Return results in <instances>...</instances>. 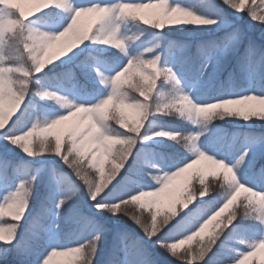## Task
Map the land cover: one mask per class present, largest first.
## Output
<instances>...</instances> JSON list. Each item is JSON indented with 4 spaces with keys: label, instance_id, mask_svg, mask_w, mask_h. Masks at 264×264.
Segmentation results:
<instances>
[{
    "label": "snow or ice",
    "instance_id": "obj_1",
    "mask_svg": "<svg viewBox=\"0 0 264 264\" xmlns=\"http://www.w3.org/2000/svg\"><path fill=\"white\" fill-rule=\"evenodd\" d=\"M247 2L248 0H245V4ZM245 4L242 6L240 0H220V3L218 4L212 3L211 5H206L205 7L211 8L213 11L211 14H205L203 11H197L191 7H186L181 3L169 2V0H115L113 3L88 2L80 5H77L74 0H52L51 6L46 9L56 8L67 13L68 22L58 32L44 31L31 25V18L43 12L45 9H39L34 12L31 17L27 16V19L24 20V26H26L29 39L35 36H39L46 40L55 37V40L59 42L63 41L64 37L58 36V33L64 32L65 29H68V32L70 33L72 28H69V24H72L73 26L79 24L81 9L92 7L107 8L109 11L106 16L102 19H97L96 17V25L91 31V35L89 34V30L81 29L80 36L82 37V42L72 41L73 43L65 48L67 53L65 54L64 51L62 58L69 56L73 50L77 48V43L82 45L84 42L90 40L93 43H99L105 46L111 45L113 48L118 49L123 55L128 57L127 63L111 76H105L99 71V69H94L97 76L100 78V84L110 89L109 93L104 98L100 99L98 102L83 105V107L78 108V110L72 111L71 115H61L63 116L62 120H56V118L52 119L56 120V122L50 124L48 133L64 122L69 121L74 117H78L81 112L85 111V109L91 108L94 105L100 104L101 101H104V103L97 109L96 113L86 118L87 123L82 122L73 127L67 133L63 151L60 135L55 136L54 142L49 140L48 136H46L43 141H40L39 138L33 139L29 129L33 128V126L38 128L40 127V124L38 122H33L30 126H25L21 123L24 116L27 114L28 107L30 106L29 97L38 94L37 92H33L32 83L46 69V66L42 63V71H29L25 80L18 82L15 77L23 74L26 69L21 66L19 63V57L14 54V50L11 49L8 44V36L16 30V25L8 24L6 21L0 20V87H2L0 95H2L6 101H12L13 97L16 96L22 95L23 97L21 103L16 108L14 115H12L11 119L3 128H0V133H4L6 130L10 129H16L15 134L6 133L4 139L14 147H18L22 150V152L28 157L43 155L45 151L58 157L60 161L72 171L77 179L81 180L85 186L89 188L90 199L94 202L93 207H95L97 211L106 210L111 214L114 212L117 214L119 212L116 211L114 206L119 205L123 208L124 202L128 201L133 196H137L139 199L145 197H158L161 193L165 192L173 180L186 173L200 161L205 160V157L201 155L202 152L207 156L212 155L207 154L198 146V140L204 135V132L184 134L180 131H169L163 128H157L151 123L154 116H167V112L175 110L183 104H199L204 111H208L205 106L227 101L228 103H225L224 106L231 107L233 102L240 103L243 101L244 97H264V92L258 94L256 91L244 92V90H240V93L242 94L225 95V93H219L214 98L197 102L192 98L190 93L184 91L183 81L179 74L174 71L172 67L165 66L162 63L161 53L157 52L155 55L149 56H145L143 53L139 56L129 55L126 41L120 35V25L118 22L130 19L129 15L121 12V6L129 5L132 6L133 9H143L155 5L163 10V16L165 18L177 14L188 18L174 21L176 24L198 25L196 27H212L219 25L221 21L224 20L223 13L225 9H231L235 13H242ZM251 4L252 6H249L246 12L249 20L251 22H264V14L261 12V10H264V0H259V3H257L256 0H251ZM0 7H2V4H0ZM14 11L17 17H23L25 15V11L22 8H15ZM73 17H75V19H73ZM9 19H11V17H9ZM132 19L134 20L135 17H132ZM140 19H143V17ZM144 24L151 25L150 27L157 31L164 30L163 21L161 20L155 22L144 20ZM105 26H109L110 30L106 32L105 37L101 40L97 38V32ZM67 35L68 33H65V36ZM240 36L241 33L239 30H234L226 37L223 44L210 43L201 47L199 54L204 61L200 66L201 77L206 76L215 70L217 57L222 54H227L229 47L239 42ZM109 38L117 41L119 46H114L113 43H110ZM54 45L56 44L54 43L51 45L50 49ZM160 47L161 45L157 43L152 48L145 49V52L150 54L154 49ZM15 51L21 52L24 51V48L21 47ZM47 56L48 52L44 54L42 60L46 61ZM60 59L61 58L58 60ZM48 64L52 65V61L48 62ZM241 67L242 71H244L251 80L264 79V50L257 49L256 46L250 42L245 51ZM117 73H120L121 75H117ZM124 74H127L129 78L132 76L139 77V81L134 85V90L139 93L138 96L130 95L123 89V84L126 82L122 79ZM160 77H163V79L160 80V84L157 86V79ZM36 82L39 83L38 80H36ZM163 82H169L171 84V89L162 98H158L159 93L157 90ZM21 87L26 90L21 92ZM46 90L50 91L48 89ZM44 91L45 88H41L39 93H43ZM141 97H143V99H141ZM157 99H159L161 103L156 106L157 110L153 111V105ZM114 100L120 107L124 104L135 103L144 107L148 112L147 119L144 121L143 127L139 130V134L135 131H128L126 127H121L119 116L113 115L109 117L106 109L109 104H113ZM70 107H75V105ZM101 113H105V115H101ZM84 120L85 118L81 119V121ZM112 121H115L120 127H114ZM121 128L126 130H120ZM25 133H28V138L22 146L17 138L23 137ZM155 133L162 134L156 135ZM182 136L187 141L183 149L194 155V158L191 159V161L184 160L177 162L171 166L170 170L159 168L154 162L153 155L143 147L149 142L160 138L170 140L177 144L176 141ZM129 138L134 140V144H132V146L126 151L125 146L128 144ZM258 142L259 141L256 138L249 140L244 151L235 159V162L231 164L226 163L224 159H217L212 156L217 161H222V164H218L214 169L222 170L224 166L229 167L236 173L240 184H243L245 187L254 191L264 193V168L258 173H254V175L258 177L257 183H250L248 177L241 172V168L246 167L251 169L253 167L257 155L253 152V148ZM118 154L122 158L126 157L123 169H125V165H127L130 158L132 159L135 155L136 166L130 170L132 174L125 176L123 179H118L122 173L120 171L113 180L114 182L112 181L106 187L98 190L96 187L97 178L89 175V169H94L93 173L99 172L102 174L104 171L103 157H111V162H115L114 158ZM98 156L100 159H98ZM186 165L187 167H185ZM133 174L136 176H149L154 183L146 185L138 179L134 180L132 179ZM212 175L217 176V172L213 171ZM35 181V176L20 180L15 189L8 191L3 200L0 201V210H2L3 213L0 214V218L4 217L7 212L13 221L12 223H9L7 220H0V227H3L9 233L7 241L0 240V243L11 244L16 239L21 222L28 210ZM110 193L112 194L111 200L106 201L105 197ZM141 193L146 195L141 196ZM208 193V185L205 183L202 184L200 191L192 193L190 202L196 197H199V199L191 208H188L187 211H184L176 219L170 218L163 224L158 223L155 228L144 226L140 223L138 218L133 217L131 220L138 225L142 231H144L149 240L156 237L155 242L159 244L160 247L164 248L171 257H175L176 260L180 261V264H197V262H199V264H208L207 257L210 254L215 255L219 248L226 247V244L221 239L222 237L225 240L235 239L238 243L245 245L247 249V251L236 252V255L231 259L230 264H247L250 258L256 256L258 245L264 243V224H261L258 220L256 221L259 224V231L261 233L259 239L240 238L235 235L236 221L241 220L238 218V215H235L236 212H232L227 217L223 229H221L218 234L210 236L206 245H201L198 253L193 254V250L191 249H185L182 253L177 251L180 245L190 242L196 237H200L201 234L208 229L209 225H212L213 222L216 221L217 218L220 217L239 196V193L233 195V193H235V188H233L227 194H221L223 202L220 203L217 201L216 203L219 206H215L212 201L204 199ZM50 198L55 200V214L58 218L64 206L73 199V194L66 193L57 197V193L54 190L50 194ZM17 208H19L22 213L19 216H16L14 212H10V210ZM257 210L259 211V209ZM34 223L39 226L38 220ZM58 226L59 225H57V227ZM215 227L218 228L220 225L217 224ZM34 235L38 237V231L35 232ZM99 239V235H95L91 240H86L84 243L77 244L73 247H68L63 250L50 249L44 258L40 260V264H48L51 258L50 254L75 256L78 258V264H81V262L82 264H93V257L95 256ZM127 248L129 253L136 257V264H150V261L144 255V248L140 241L130 240ZM6 253L7 249L0 250V256H6ZM219 264H229V262L221 260Z\"/></svg>",
    "mask_w": 264,
    "mask_h": 264
},
{
    "label": "rangeland",
    "instance_id": "obj_2",
    "mask_svg": "<svg viewBox=\"0 0 264 264\" xmlns=\"http://www.w3.org/2000/svg\"><path fill=\"white\" fill-rule=\"evenodd\" d=\"M19 1H22V9L25 11L28 17L32 16L33 10L35 8L39 6L41 8H45L50 4L48 0ZM74 2L77 5H80L88 2L113 3L115 2V0H74ZM169 2L181 3L186 7H191L197 11H203L205 14H211L213 10L205 6L215 3V0H196L198 8L193 5V1L169 0ZM128 11L131 13V15H129L130 20L119 21L118 23L120 25V35L126 41L129 55H132L133 53L134 42L137 43L142 38H140L136 34L131 36V26H135L134 23L137 19L143 17V20H149L153 22L161 20L163 21V28L165 27L172 30L174 29V26H187L176 24L174 23V21L184 20L188 18L183 17L179 14L165 18L163 16V10L155 5L150 8L130 9ZM232 14L237 19V23H240V18H242L241 15L236 13L234 14L233 12ZM132 17H135V19L133 20ZM67 22V13L61 10H59L58 14L54 15V17L50 15V17L34 16L31 18V25L33 27L49 32L60 31L67 24ZM233 23L235 22L233 21ZM79 24L81 29L89 30V34L91 35V31L95 28L96 25V17L94 15L83 16L80 18ZM219 25H221V23ZM223 25L226 27L232 26L229 25V23H224ZM153 32L155 33H153V35L149 38V48L159 43V40L164 36V30L157 31L156 29H154ZM255 40L258 41L256 43H259V41H264L263 39ZM243 42L244 37H240L239 42L235 44L237 50L242 51L237 58L235 54L238 51H236L235 53L231 52V54L227 57V63L229 66L231 65V74H234V72L242 68V60L248 47V45L244 44ZM72 43V40L66 39L63 42H58L51 49H49L48 55L51 57L52 65L46 63V69L36 78L39 83L34 80L32 83V87H40L48 89L50 91H56L59 94L66 96L70 101L74 102L75 105H85L98 102L109 93L110 89L100 84V78L97 76L94 69H99V71L105 76H111L127 63L128 57L123 55L118 49L113 48L111 45L105 46L99 43H93L90 40L84 42L82 45L76 46L77 48L74 49L69 56L62 58L64 49ZM186 43L188 42H179L180 46H185ZM144 46H146V44L138 47V49H141ZM202 46L205 45L202 44V42L198 41L194 50L192 48H189L183 52V57L186 59V63L192 62L194 55L200 53V49ZM94 47H100L101 49H111V52L108 56H99L97 54H93L92 51H90ZM256 48L259 49V47ZM169 54L171 56L174 55L173 52H170ZM116 55H120V57L115 58ZM223 55L224 54L219 55L217 57V60ZM88 57L90 60L88 59ZM59 58L61 59L58 60ZM85 59L88 60V62L91 61L90 71L92 72V74H90L89 76H92L94 79H96L97 82H95L96 87L92 89L87 88L81 90L79 83L80 81L77 80L78 77L75 73V70L76 67H81V65H83V61ZM170 62L171 67L179 74L180 78L183 81L184 91L186 93H190L194 100L199 102L200 100H208L216 97L210 96L204 98L203 96L196 94L198 90L197 87L199 85L198 81L202 78L200 76V66L204 62L203 59L202 61H200L198 67L199 80H197L196 82L190 80L187 74H183L181 67L176 64V61L174 59H172ZM58 72L63 74L64 77H66V80H53V78H57ZM81 84L83 83L81 82ZM230 89L231 90L229 91L228 95L242 94L240 93V90H244V92L253 90L249 82L246 85H241V87L234 89L230 86ZM29 102L30 106L28 107L27 116L22 122L25 126H30L33 122H38L39 124L43 125L44 123L50 122L54 118L67 114V112L71 110L61 108L53 101L40 100L34 95L29 97ZM110 105L111 104H109L107 108ZM82 115L83 114H79L78 117H74L71 120L57 126L56 129H53L51 132L47 133L48 138L52 137L55 139V136L60 135L61 138L63 136L65 140V142L64 140L63 142L66 143L67 133L73 127L82 122L87 123L86 118L84 121H81L80 117ZM192 123L194 126L197 125V122L192 121ZM15 131L16 129H10L6 130V132L4 133H0V201L3 200L8 191L15 189L17 183L20 180L28 179L32 176L36 177L35 184L32 188L28 210L21 222L19 233L17 234L15 239L19 240L23 248H27L29 250L26 255L23 256L25 264H40V260L44 258V256L50 249L63 250L68 247H73L77 244L84 243L86 240H91L95 235H99L100 239L93 264H136V257L130 254L127 248L130 240H138L142 243L144 248V255L150 261V264H180V262L174 263L173 261L168 260L166 257H164L166 259L160 260L159 252H161V254L163 255L164 253L168 252H166L164 248L160 247V245L155 242L156 237H153V239L149 240L144 231L140 234L128 233L124 228L120 227L117 224V219L115 218L116 215H112L106 210L97 211L96 208L93 207L94 202L90 199L89 188L85 186V184L83 185L81 182L77 184L76 181L78 180L73 179L71 170L68 169L58 157L51 155L47 151H45L43 155L28 157L22 152V150H20L18 147H14L6 139H4V135L6 133L15 134ZM196 133H198L196 129H193L190 134ZM229 137L230 139L229 142H227L226 147L233 146V144L231 143L234 134H231V136ZM156 140H163L162 143L167 146H177V144L167 139L160 138ZM156 140L149 142L143 147L146 151L150 152L153 155L156 164H158V167L161 169L170 170L173 164L184 160L191 161V159L194 158V155L189 154L181 160L170 161L165 157L164 154H162V152H155L152 143ZM200 142L201 140L199 138L198 146L201 149H204ZM61 145H63V143H61ZM207 154L212 155L217 159H224L225 162L229 164L234 163L236 159L235 157L229 158L228 156H225L224 153L220 152L217 154L215 152H213V154ZM98 159H100L99 156ZM160 160L162 162H160ZM103 161L104 168L106 169L110 164L108 161L111 162V157H103ZM134 166H136L135 155L132 157V159L130 158L127 165H125V169H121L122 173L121 176L118 177V179H123L125 176L132 174L130 170ZM213 171L217 172V174H222V170L214 169L209 166L207 161L202 160L198 164L194 165L193 168L189 169L186 173L173 180L169 184L165 192L161 193L158 197H145L142 198V201L149 202L150 209L152 211L159 210L160 212L162 209L168 207V202L164 201V198H168L171 192H173L174 190H180L186 183L191 181L195 172H197L198 174H203L206 179L213 173ZM142 177L147 180L145 182L146 185L154 183V181H151V178L149 176ZM132 179L135 180L134 174ZM54 190L57 193V197H60L66 193L73 194V199L67 205H65L60 212V214H62L61 216L64 217V220L59 217L57 218L55 214V200L50 198V194ZM241 194L245 195L243 192H241ZM111 196L112 194L110 193L105 197V200L107 201L108 198L111 200ZM219 202L222 203L223 201L220 200ZM214 204L215 206H219L216 202ZM224 213H222L221 216L218 217L212 225H209L208 229H206L205 232L201 234L202 237L209 234L211 228L215 225V222H217ZM49 216H52L50 223L48 225L42 226V232H40L39 226H37L34 222L38 220L40 224L42 218L49 219ZM0 220H7L9 223L13 222L11 216L7 212L4 217L0 218ZM57 225L59 226L57 227ZM37 231L39 233L38 237L34 235V233ZM260 235L261 233L251 238L259 239ZM34 241H37L36 243L39 242V245L37 247L32 246V243ZM192 241L180 245L177 251L182 253L186 249L185 247L189 246ZM182 249L183 251L181 252ZM238 251H247V249L245 246H240V248L236 252ZM254 257H258L259 260H262L264 263V254H257ZM252 259L253 257L250 258L247 264H250L252 262ZM77 260L78 258L75 256H57L53 258L52 264H76Z\"/></svg>",
    "mask_w": 264,
    "mask_h": 264
},
{
    "label": "trees",
    "instance_id": "obj_3",
    "mask_svg": "<svg viewBox=\"0 0 264 264\" xmlns=\"http://www.w3.org/2000/svg\"><path fill=\"white\" fill-rule=\"evenodd\" d=\"M193 1L194 6L198 8V5L196 3V0H188ZM257 3H259V0H256ZM11 3L14 6H17V8H22V1L19 0H11ZM215 3H220V0H215ZM51 6V3L46 6L45 8H41L40 6L35 8V11H38L39 9H45L43 12L36 15V17H42V16H53L58 14L59 9L56 8H49L47 7ZM249 6H252L251 0H248V2L245 4L244 10L242 13H236L240 14L242 18L240 23H237V19L232 14L231 9H225L224 10V20L221 21V25H216L212 27H196V25H187V26H174V29H168L164 27V33L163 38L159 40V44L161 45L160 48L154 49L152 53H146L145 49L149 48V38L153 35V28H151V25H145L143 19H137L134 23L135 26H131L132 34L138 35L141 39L139 42H134V50L132 55L139 56L141 53H143L145 56L149 55H155V52H159L162 54V63L165 66L171 67V60L174 59L176 61V64H178L183 74H187L190 80L197 81L198 80V67L200 64V61H202V57L200 54H196L193 57L192 62L186 63V59L183 57V52L189 48L195 49L196 44L199 42H202L204 45H208L211 42L212 43H218L223 44L226 40V37L232 33L234 30H239L241 33L240 37H244V44L249 45L251 42L256 47H259V49L264 50V41H259V43H256L255 39L264 40V22L262 21H253L251 22L247 16V8ZM262 14H264V10H261ZM235 14V12H233ZM240 17V16H239ZM234 19V20H233ZM233 21L235 23H233ZM226 23L232 26L226 27L223 24ZM218 38V39H217ZM214 40V41H212ZM180 41H186L188 43L185 44V46L179 44ZM258 45H256V44ZM146 44V46L142 47L141 49H138V47ZM152 48V47H150ZM192 50V51H193ZM93 54H97L99 56L105 57V55H109L111 52V49H101L100 47H94L91 49ZM237 47L236 45L230 46L229 50L227 51V54L223 55L222 57L218 58L216 68L214 71L210 72L206 76H204L201 80H199V85L197 87V93L198 95L205 97L210 96H217L219 93H225V95L229 94L230 86L234 88L241 87V85H246L248 82L251 84L252 91H256L257 93H261L264 91V79H257V80H251L247 77L244 71H242V68L234 72V74H231L230 67L228 65L227 57L231 54V52H236ZM173 52V56H171L169 53ZM241 50H239L235 56L236 58L241 54ZM169 54V55H168ZM243 54V53H242ZM120 55H116L115 58H119ZM89 59V57H88ZM90 60V59H89ZM91 61L88 62V60L83 61V65L81 67H76L75 73L77 74L78 81H80V88L81 90L84 89H92L95 86L96 79H94L92 76L89 75L92 74L90 71ZM57 70V68H56ZM124 79V78H122ZM163 79V77H160L157 79V86L160 84V80ZM53 80H66V77H64L63 74L57 73V78H53ZM52 80V81H53ZM139 81L138 76H132L131 78L128 77L126 82L123 84V89L126 90L130 95H139L138 92L134 90V85ZM81 82L83 84H81ZM171 89V84L169 82H163L161 86L158 88L159 97L162 98L165 94H167ZM155 92V90H154ZM153 92V94H154ZM143 99V97H141ZM109 117L116 115L121 116L123 115L128 122H131V120L134 118L133 113L130 109L120 107L118 104L115 106L111 104L106 109ZM27 114L24 116V119L26 118ZM22 121V122H23ZM21 122V123H22ZM113 126L119 128L120 126L115 123V121H112ZM151 123L157 127V128H163L166 130H174V131H180L184 132L186 134H190L191 131L196 129V131L204 132V135L200 137V144L204 147V151L206 153L213 154V152L217 153H224L225 156H228L229 158H237L243 151L244 148L247 146V143L251 139H258V143L253 148V152L256 153V159L253 167L251 169L249 168H242L241 172L243 175L248 177L250 183H257L258 177L254 175V173H258L260 169L264 168V121H259L258 117H253L252 121L244 122L243 120H237V119H226L223 121H214L211 124L205 123V122H197V125L194 126L192 121L184 120L179 118L178 116H154L151 120ZM120 130H126L121 128ZM231 134H234V137L232 139L233 146L232 147H226L227 142H229V139ZM54 142V138L49 137ZM64 138L62 136L61 143H63V147L65 145V140L63 142ZM163 141V140H162ZM160 140H156L152 143L153 149L155 152H162V154L165 155V157L170 161H177L183 159L185 156L189 155L187 151L177 146H167L164 143H162ZM230 146V145H229ZM214 154V155H216ZM110 159V158H109ZM110 163V161H108ZM156 163V161L154 160ZM160 162H162L160 160ZM158 165V164H157ZM160 165V164H159ZM94 169H89V172H93ZM72 172V171H71ZM73 174V173H72ZM195 174H198L195 172L193 174V177ZM222 177V174L219 173L217 176H213L212 174L205 179V184L209 186V193L206 197H204L207 201H212L213 203L222 200L221 194L218 192H214L211 189L212 182L214 180H219ZM73 179H76L79 182H81L83 185L84 183L77 179V177L73 174ZM135 179L140 180L142 183L145 184L147 181L142 176H136ZM200 185L197 183V181L192 178L191 181L186 183L180 190H174L171 192L168 196V198H164V201L168 202V207L162 209L159 212L158 215V223L159 219L163 216L164 212L167 210H174L177 214L172 217V219H176L180 214H182L184 211L188 210V208H191L194 203L197 202L198 197H196L193 201L188 202L185 207L181 209L179 206L180 201H183L187 198V194L193 192L194 188L199 187ZM107 201H110L108 198ZM243 203H246L244 200V195L240 194L236 201L229 207V209L226 210V212L222 215V217L215 222V225L219 224L220 227H215V225L211 228L208 235L202 237H196L189 246L185 247L186 249L193 250V254H196L199 252L201 245H206L209 237L214 236L218 234L221 229L224 227V222L227 220V217L232 213L236 212L239 213L240 207ZM138 211H143L146 215L149 214L150 211H152L150 208H144V209H138ZM59 215V218L64 220V217ZM52 216H49V219L42 218L38 230L42 232V226L48 225L51 221ZM115 218L117 219V224L124 228L128 233L132 234H140L143 232L141 228L136 225L130 217L124 216L122 213H117ZM239 218V216H238ZM171 222V220H170ZM236 233L235 235L243 238V239H252L251 237L260 234L259 231V224L256 221L252 220H237L236 221ZM224 243L226 244V247L219 248L216 251L215 255L210 254L207 257L208 264H219L221 260L225 262H229L235 255L236 251L241 247H244L245 245L240 244L235 239H227L225 240L223 237L221 238ZM37 242V241H36ZM35 241L32 243V246H38L39 242L36 243ZM7 249L6 256H0V264H25L23 260V256L26 255V253L29 251L27 248H23L21 246V243L19 240L13 241L11 244H0V250ZM234 250V251H233ZM183 249L181 250V252ZM184 252V251H183ZM160 260L168 259L170 261H173L174 263H178L180 261L176 260L175 257H171L168 253L161 254L159 252ZM166 257V258H164ZM95 258V257H94ZM76 264H78V260L76 261ZM82 264V262H81ZM199 264V262H197ZM250 264H264L262 260H259L258 257H253L252 262Z\"/></svg>",
    "mask_w": 264,
    "mask_h": 264
},
{
    "label": "clouds",
    "instance_id": "obj_4",
    "mask_svg": "<svg viewBox=\"0 0 264 264\" xmlns=\"http://www.w3.org/2000/svg\"><path fill=\"white\" fill-rule=\"evenodd\" d=\"M48 2H52V0H48ZM0 20L6 21L8 24H15L16 30L8 36V44L11 49L14 50V54L19 57V63L22 67L26 69L23 74L17 75L15 79L18 82H22L28 75L29 71H42L43 68L41 64L43 63L46 66V63L51 62V57L47 56V61L42 60V57L46 52H49L50 46L54 43L57 44L58 42L55 40V37L52 39H43L39 36H35L31 39L28 38V33L26 31V26H24V20L27 19V14L23 17H17L15 14L14 9L17 6H14L11 3V0H0ZM240 4L243 6L245 4V0H240ZM133 9L132 6L123 5L121 6V12L131 15L128 11ZM35 11V9L33 10ZM107 8H100V7H92L87 9H81L80 14L81 17L94 15L97 19H102L104 16L108 14ZM11 17V19H9ZM75 19V17H73ZM148 22V21H145ZM69 28H72V31L69 33L68 29H65L64 32L58 33V36L64 37L66 39H70L72 41H81L82 37L80 36L81 27L79 24L73 26L69 24ZM110 30L109 26H105L103 29L97 32V38L103 40L105 37L106 32ZM65 33H68L65 36ZM59 41V42H63ZM109 42L113 43L114 46H119L118 42L109 38ZM79 46V43L76 44ZM23 47L24 51L16 52L15 50ZM65 54L67 50L65 49ZM117 75H121L117 73ZM123 80L128 79V75L124 74L122 76ZM41 88H33V92H37V98L40 100H49L55 102L61 108L71 109L67 112L68 115H71L72 111L78 110V108L83 107V105H75L74 102L70 101L66 96L59 94L56 91H45L43 93H39ZM26 89L21 87V92L25 91ZM0 92H2V87H0ZM22 95L13 97L12 101H6L2 95H0V128H3L7 122L11 119L12 115L16 108L22 101ZM147 98V97H146ZM104 103L101 101L100 104L94 105L91 108L85 109V111L81 112L83 114L80 118L84 119L87 117L92 116L96 113L97 109ZM116 101H113V105H116ZM161 103L159 99L153 105V111L157 110L156 106ZM228 103L227 101L221 102L219 104H209L205 106L208 111H204L202 106L199 104H183L177 107L175 110H170L166 113L167 116L173 117L178 116L181 119L193 121V122H205L208 124L213 123L214 121H223L226 119H237L243 120L244 122H249L253 120V117H258L259 121H264V97L259 96H248L244 97L243 101L240 103L233 102L231 107H225L224 104ZM75 105V107H70ZM123 108L130 109L134 115V118L131 122L121 115L119 117L120 126L126 127L128 131H135L139 134V130L143 127L144 121L147 119L148 112L145 110L144 107L140 106L139 104H124ZM101 115H105V113H101ZM199 117V118H198ZM63 116H59L56 120H62ZM56 120H51L50 122L44 123L43 125L40 124V127H35L29 129L33 139L39 138L40 141L47 136L48 129L50 128L51 123H55ZM156 135H161L162 133H155ZM28 138V133H25L23 137H18L17 139L20 141L21 145L23 146ZM177 145L184 148L187 141L182 136L180 139L176 141ZM134 144V140L132 138L128 139V144L125 146V150L127 151ZM202 156L205 157V161L208 162L209 166L215 168L218 164H222V161H217L212 156H207L205 153H201ZM199 158V157H198ZM126 160V157L122 158L118 154L115 158V162H110L109 166L105 169L103 173H93L89 172L90 176L97 178V189H102L109 185L119 174L121 169H123V164ZM187 167V165L185 166ZM242 169V168H241ZM197 183L200 185L199 187L194 188L193 192L187 194V198L183 201L178 202L181 209L187 205L188 202L191 200L192 193L200 191L201 185L205 183V177L203 174H195L193 177ZM209 187V186H208ZM235 188V195L236 193L241 194L243 192L244 200L246 203H243L240 207L239 213H235L238 215L241 220H252V221H259L261 224H264V193L254 191L250 188L245 187L243 184L239 183L238 177L236 173L229 167L224 166L222 168V177L220 180H214L211 185V189L214 192H218L220 194H227L230 190ZM141 196L146 194L141 193ZM234 203V201H233ZM114 208L117 212L122 213L126 217L130 218H138L141 224L144 226H151L155 228L158 224V215L159 210L157 211H150L149 214H145L143 211H138V209L150 208V204L147 201H142L137 196H133L128 201L124 202V207L121 208L119 205H115ZM259 209V211L257 210ZM10 212H14L16 216L21 215V210L19 208L10 210ZM0 214L2 210H0ZM177 213L174 210H167L164 212L163 216L159 219V223L163 224L166 220L174 217ZM112 215H116L114 212ZM231 218V217H229ZM9 233L3 228L0 227V240L7 241ZM99 241L97 242L96 250L98 249ZM257 254H264V243L258 245ZM256 254V255H257ZM61 256L59 254H50V260L48 264H52L53 258ZM95 257V256H94ZM93 257V260H94Z\"/></svg>",
    "mask_w": 264,
    "mask_h": 264
}]
</instances>
